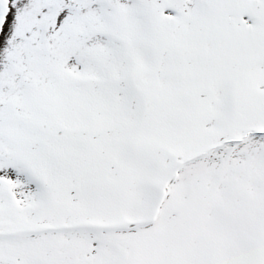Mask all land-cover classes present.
<instances>
[{"label":"snow or ice","instance_id":"6c2138e0","mask_svg":"<svg viewBox=\"0 0 264 264\" xmlns=\"http://www.w3.org/2000/svg\"><path fill=\"white\" fill-rule=\"evenodd\" d=\"M0 264H264V0H0Z\"/></svg>","mask_w":264,"mask_h":264}]
</instances>
